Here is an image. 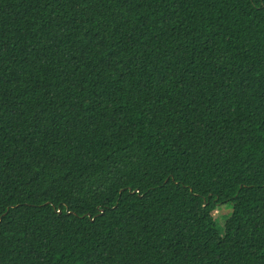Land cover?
Instances as JSON below:
<instances>
[{
  "label": "trees",
  "instance_id": "16d2710c",
  "mask_svg": "<svg viewBox=\"0 0 264 264\" xmlns=\"http://www.w3.org/2000/svg\"><path fill=\"white\" fill-rule=\"evenodd\" d=\"M0 264H264V0H0Z\"/></svg>",
  "mask_w": 264,
  "mask_h": 264
},
{
  "label": "rangeland",
  "instance_id": "374dc122",
  "mask_svg": "<svg viewBox=\"0 0 264 264\" xmlns=\"http://www.w3.org/2000/svg\"><path fill=\"white\" fill-rule=\"evenodd\" d=\"M225 213H222V210L220 209V210L215 211L213 215L216 217L217 221H219L220 224H224V222L227 219V214Z\"/></svg>",
  "mask_w": 264,
  "mask_h": 264
},
{
  "label": "water",
  "instance_id": "95a60500",
  "mask_svg": "<svg viewBox=\"0 0 264 264\" xmlns=\"http://www.w3.org/2000/svg\"><path fill=\"white\" fill-rule=\"evenodd\" d=\"M59 211L61 212V209H59Z\"/></svg>",
  "mask_w": 264,
  "mask_h": 264
}]
</instances>
